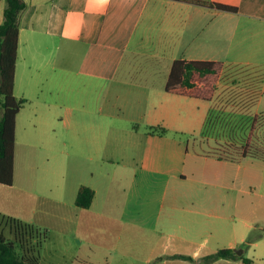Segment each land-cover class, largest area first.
Segmentation results:
<instances>
[{"label":"crops","instance_id":"1","mask_svg":"<svg viewBox=\"0 0 264 264\" xmlns=\"http://www.w3.org/2000/svg\"><path fill=\"white\" fill-rule=\"evenodd\" d=\"M196 1L238 12L171 0H24L14 95L27 104L0 215L48 233L40 264H202L251 236V256H241L264 264V233L254 235L264 223V161L219 157L240 145L237 117L264 119V0ZM6 7L0 0V25ZM178 60L222 64L211 101L166 92ZM243 71L258 82L236 81ZM41 163L60 178L59 196L36 192ZM67 172L70 207L60 198ZM83 187L95 193L88 209L76 206ZM0 230L15 239L7 220Z\"/></svg>","mask_w":264,"mask_h":264},{"label":"trees","instance_id":"2","mask_svg":"<svg viewBox=\"0 0 264 264\" xmlns=\"http://www.w3.org/2000/svg\"><path fill=\"white\" fill-rule=\"evenodd\" d=\"M189 2L192 4L216 9L228 13H237L238 9L216 3L200 2L196 0H171ZM24 0H7L4 22L0 25V185L12 186L14 182L15 164V129L16 117L27 104L25 99H17L14 95L15 72L18 60V46L20 34V14L25 10ZM222 64L212 61L178 60L173 63L165 87L167 93L188 98L211 101L217 89ZM256 119L254 120L255 123ZM161 134L165 130L161 129ZM234 154L230 148H224L220 159L234 160L238 157L264 161V146L258 149L248 148ZM95 193L91 188L80 189L76 206L82 209L91 207ZM0 219L7 220L13 225L15 239L9 240L0 230V264H40L42 246L49 239L46 231L34 225L23 223L0 215ZM254 236L248 238L245 245L253 243ZM249 246V245H248ZM182 258L193 262L191 257ZM221 259L241 260L243 264H251L250 260L238 256L234 250H218L208 256L200 258L202 264H211ZM163 258L156 259L149 264H157Z\"/></svg>","mask_w":264,"mask_h":264},{"label":"rangeland","instance_id":"3","mask_svg":"<svg viewBox=\"0 0 264 264\" xmlns=\"http://www.w3.org/2000/svg\"><path fill=\"white\" fill-rule=\"evenodd\" d=\"M240 71H242V70H240ZM247 73L248 72H244V71L241 72L240 73V79H237L236 81L240 82V80H242V79H249V81L251 83H257L258 82L259 76L257 74H255L253 72L250 73V74H247ZM220 76L221 75H219L218 78H220ZM247 114H248V116H250L251 113L248 112ZM248 116L237 117L236 118L238 123H236L235 126H237L236 129H240V132L239 133L234 132L232 138H233V140H236V142L238 144H240V145H231V146L225 145V147L230 148V151L234 152V154L237 153V152H240L242 149H245L247 144L249 145L247 150L249 148H251V151H252V149H258V148L264 146V119L257 117L256 121L254 123V122L251 121V119ZM59 132H62V130H60ZM23 138H25V136L22 134V139ZM183 139L185 141H187L189 138H186V139L183 138ZM189 141H190L191 144L193 143L192 139H189ZM70 142H73V141H70ZM18 149H20V148L18 147ZM47 158H49V160H52L51 162H53V157L48 156ZM64 160H65L64 162L69 164L67 157H64ZM18 161H19V159H18ZM23 166L24 165H22L21 167H23ZM44 166H47V165L46 164L44 165V163H41L39 165L40 169L38 171L34 169L35 171H33L35 179H36L35 182L38 185L41 182L45 183V184H43V186L39 185L40 187H42V190L36 189V192L38 194H46V195H50V196H54V195L55 196H59L57 189H60V190L63 189V186H62L61 182H59L60 178L59 177H55L53 174H51V176L48 178L50 173L44 171V168L47 169V167H44ZM20 174H21V176H20ZM26 174H27L26 171H22L21 170V172H20L19 164H18V170H17L18 180H20V177H21L22 180H26V176H27ZM70 175H71V173H69V172L66 173V176H67L66 185L64 184V190H65L64 196L65 197L64 198L60 197L62 199V201L69 207H70L71 204H73V200H74V197L72 199V194H71V192L69 190V186L67 184V181H68ZM242 199H243V197H240L241 201H242ZM253 201H254L253 202L254 204L258 203L257 199H255ZM67 206H62V205L61 206L60 205L57 206L56 205V207L58 209H60V210L69 211L70 208L67 207ZM263 208H264V205H263ZM258 210H259V206H258V209H257L256 212H258ZM259 212H261V211H259ZM240 218H244V215L241 213V205H240ZM256 226L258 227V229L254 233V235H261L262 233H264V223L261 224V225L256 224ZM6 238H7V236H6ZM211 242L213 243V241H211ZM240 250L247 251L245 253V255H244L246 258L251 256V254L248 252V250H249L248 245H244V246L240 247ZM84 253H85V251H84ZM260 255H262V258H263V259H260V260H262L263 263H264V252L260 253ZM78 264H82V263L78 262ZM111 264H119V261L118 260H111Z\"/></svg>","mask_w":264,"mask_h":264},{"label":"water","instance_id":"4","mask_svg":"<svg viewBox=\"0 0 264 264\" xmlns=\"http://www.w3.org/2000/svg\"><path fill=\"white\" fill-rule=\"evenodd\" d=\"M238 256H241L242 255V253H243V251L242 250H235L234 251Z\"/></svg>","mask_w":264,"mask_h":264}]
</instances>
